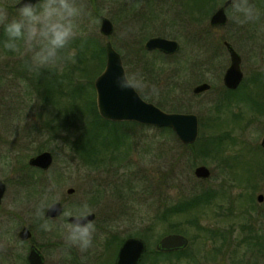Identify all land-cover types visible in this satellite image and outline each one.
Wrapping results in <instances>:
<instances>
[{
    "label": "rangeland",
    "instance_id": "374dc122",
    "mask_svg": "<svg viewBox=\"0 0 264 264\" xmlns=\"http://www.w3.org/2000/svg\"><path fill=\"white\" fill-rule=\"evenodd\" d=\"M17 2L0 0V7ZM223 2L215 0L208 16L201 13L200 17L194 14L199 6L196 1L189 4L188 0H97L99 8L88 3L77 22L78 34L96 36L103 44L112 41L130 74L140 75L144 68L151 70L144 73L147 77L143 81L148 88L140 93L150 96L151 87L155 86L157 100L152 103L157 105L161 101L168 112L197 114L206 125L216 123V131L205 127L203 137L200 124L198 140L203 142L211 132L224 136V150L219 158L208 157L206 162L194 159L192 151L181 145L175 132L138 123L120 126L122 145L106 156L110 158L107 164L95 168L85 164L68 144L67 136L74 138L75 133L59 128L55 137L49 136L46 118L54 117L55 110L50 114L29 81L12 70L15 61L26 56L22 54L23 48L14 56L0 50V179L8 186L0 204V264H25L29 246L18 237L23 226L32 230L33 240L46 256V264L94 262L95 252L104 249L106 230L124 239L145 229L148 218L157 211V182L161 183L162 179L169 180L164 181V190L173 204L199 191L220 192L203 209L201 218V224L220 231L215 240L204 241V232L190 224L183 225L187 233L181 234L190 240V253H197L200 247L201 264H239L252 234L260 244L253 252L248 251L247 256L264 264V202L257 201V196L264 194V153L255 147L261 145L264 136V107L253 103L246 106L247 99L255 100L254 94L264 97V0H249L254 9L252 20L238 23V14L231 7L227 25L214 28L210 17ZM6 9L9 20L17 16V12ZM102 17L110 18L114 24L111 37L100 31ZM157 35L179 41L180 51L174 56L150 53L155 65L138 62L135 50L129 47H136L139 37L145 43ZM224 40L231 42L242 56L244 79L236 90L224 84V74L231 63ZM61 62L62 69L65 64ZM205 81L212 85L211 89L194 94L193 88ZM170 83L176 87L169 86ZM176 96H180L186 110L171 111ZM220 103L228 106L219 114L215 106ZM62 119L61 116L57 122ZM237 139L249 141L248 147H240ZM41 148V152L53 153L54 162L48 171L39 172L30 167L29 159L41 153ZM199 165L211 169L210 178L195 175ZM27 177L34 178L28 186L22 179ZM69 188L74 193L69 194ZM41 200L45 201L46 209L51 203L62 201L65 211H75L87 203L96 214L93 246L86 252L66 247L60 225L69 223L68 217L47 219L44 213L52 230H41L44 221L34 217V205ZM161 235L156 230L150 236L149 247L156 249V244L166 236ZM218 247H222L223 253L210 254Z\"/></svg>",
    "mask_w": 264,
    "mask_h": 264
},
{
    "label": "trees",
    "instance_id": "16d2710c",
    "mask_svg": "<svg viewBox=\"0 0 264 264\" xmlns=\"http://www.w3.org/2000/svg\"><path fill=\"white\" fill-rule=\"evenodd\" d=\"M193 1H196L197 4L199 3L198 9L201 10L202 8L203 12L207 14H209L208 12L212 11L215 6V0H188L189 4H192ZM88 3L95 5L97 8V0H87L84 2V10L88 7ZM6 8L10 11L17 12L16 4H7ZM120 8L124 9L122 7ZM191 10L194 12V9ZM190 15L192 17L194 14L190 13ZM6 39L7 37L4 34V29L1 26L0 50H3V53L8 56L19 55L20 53L6 50L3 47ZM134 50H136V48ZM68 53L72 54V59L61 60L65 64V67L62 69L60 67L62 62L60 61L51 69L36 70L31 66L29 54L21 60L15 61L16 65L12 67V70L15 75L22 76L29 81L31 88L40 95L46 109L48 112L50 111V114H52L51 110H55L54 117L50 115L46 118L48 121L46 131L49 136L55 137L54 135L58 134L56 131H58L59 128L68 129L72 132L71 134L75 133L74 138H71V135L69 137L67 136L68 144L72 150L81 157L85 164L94 168L99 167L103 164H107V160L110 158L106 156L109 153L121 147L122 140L120 137L123 135L120 126H129L130 124L138 123L131 121H109L104 119L98 112L94 81L106 66V44L100 43L96 36L78 34L70 44L69 49L61 53V55L66 56ZM150 53L166 56L157 52V50L148 51L142 40L141 45L139 44V47H137L136 59H138V62H143L144 65H149L150 63L155 65V61L149 56ZM5 66L8 67L9 65L7 64ZM140 72L146 74V72H151V70L144 68ZM171 86L176 87V84H171ZM234 92L235 91H230L229 93ZM150 96H143L142 94L143 98L151 102L157 100V97H154L155 95ZM225 103L231 104V102ZM172 104L171 111H184L187 109L185 103H182L181 99L177 98V96L174 97ZM157 105L165 109L161 101H158ZM227 106L228 105L224 103H220L215 106V109L219 113L220 110H223V107ZM78 112L79 115L77 116ZM61 116L63 117L62 122H57ZM200 124L202 128V137L205 134V127H210L216 131V123L206 125L201 117ZM160 128L171 131L172 133L174 132L168 127ZM124 133L126 135L128 134L127 131H124ZM223 140V135L212 134L211 132L203 142L199 139L193 144L187 145L181 142V145L192 151L194 159H201L206 162L208 157L213 159L219 158V154L224 150ZM41 150L42 148L39 151L41 152ZM173 168L170 171L171 173L174 171ZM32 169L41 172L40 170ZM23 180L27 181V186L33 181V179ZM23 180H21V183L26 184ZM164 181L166 183L169 182L168 179H162L161 183L157 182V211L154 216L148 218L149 222L146 224L144 230L130 233L128 237L139 236L144 238L148 243L150 236L155 233L156 230L162 234L161 236L174 232L187 233L186 230L183 229V225L190 224L192 227H196L199 231L206 234L204 241L216 238L220 231L211 230L201 224V218L204 212L203 209L209 207L214 199L220 195V192L213 189L199 191L188 197H183L178 203L173 204V202L170 203L168 200L169 198L166 195V190H164L166 188ZM34 182L37 183L36 179ZM106 235L107 236L102 242L104 249L100 252H95L94 257L96 260L89 264H114L118 250L127 237L122 239L118 235L110 233L109 230H106ZM202 237L201 235V238ZM224 240H226L225 235ZM247 240V252H244V256L237 263L259 264L257 259L255 260L247 255L248 251L253 252L255 246H258L260 243L257 241V237L254 234L249 236ZM203 244H205V242H203ZM199 250L197 253H190L191 250L189 248L164 252L149 247L141 264H201L198 256ZM211 253L213 256L217 255V253H223L222 247L216 248L215 252H210V254ZM79 264L85 263L79 262Z\"/></svg>",
    "mask_w": 264,
    "mask_h": 264
},
{
    "label": "water",
    "instance_id": "95a60500",
    "mask_svg": "<svg viewBox=\"0 0 264 264\" xmlns=\"http://www.w3.org/2000/svg\"><path fill=\"white\" fill-rule=\"evenodd\" d=\"M38 0H32L37 3ZM226 3L211 18V25H225L227 23V14L225 12ZM16 7H19L18 2ZM104 36H111L114 33V24L108 17H102L100 28ZM231 56V63L228 67L224 83L230 89H236L241 84L244 73L242 71V57L229 42L225 43ZM145 47L147 50H160L168 55H173L180 49V43L174 39H168L162 36H155L147 40ZM124 61L121 53L114 47L111 41L106 42V66L94 81L96 90V104L99 114L109 121H135L142 124L155 125L157 127H168L174 130L180 141L184 144H192L198 140L200 122L197 114L168 112L158 105L145 100L140 93L134 90H122L117 85V77L122 76L125 70ZM211 88L208 82L197 85L194 88L195 93H203ZM264 146V138L262 141ZM54 162L53 153L50 151L41 152L30 158L31 166L40 167L48 170ZM195 175L198 178L208 179L211 177L212 171L207 165H199L195 168ZM7 185L0 179V202H2ZM73 188L68 189V193H74ZM258 201H264V195L258 196ZM50 209V210H49ZM64 211V204L56 201L50 205L47 210L48 217H58ZM96 214L93 212L88 220L95 221ZM74 218L69 217V222H73ZM19 236L27 239L31 236L28 227H24ZM189 245V238L180 233H171L164 236L156 245L159 251L170 252L184 250ZM148 251V243L142 237L132 236L126 238L121 244L114 264H141ZM31 264H43L45 262L44 255L37 247L31 249L29 255Z\"/></svg>",
    "mask_w": 264,
    "mask_h": 264
},
{
    "label": "clouds",
    "instance_id": "9594fccd",
    "mask_svg": "<svg viewBox=\"0 0 264 264\" xmlns=\"http://www.w3.org/2000/svg\"><path fill=\"white\" fill-rule=\"evenodd\" d=\"M17 16L9 20L5 7H0V26L4 29L7 39L3 47L6 50L29 55L31 66L36 70H47L55 67L61 60L72 59V54L62 56L78 35V20L84 13L82 0H18ZM234 13L238 14L237 22L246 23L254 18V9L249 0H231ZM117 85L122 90H134L137 93L145 91L148 85L138 73L130 74L127 69L122 76L117 77ZM151 94H158L155 86ZM46 199V198H45ZM46 203L41 200L34 205V217L44 222L40 229L46 232L52 230V225L44 219ZM50 210V209H49ZM93 210L84 203L75 211H62V216L74 218L73 222L61 224L64 242L67 248L76 247L86 252L93 246V236L96 232L93 220L88 217Z\"/></svg>",
    "mask_w": 264,
    "mask_h": 264
},
{
    "label": "flooded vegetation",
    "instance_id": "af4514ba",
    "mask_svg": "<svg viewBox=\"0 0 264 264\" xmlns=\"http://www.w3.org/2000/svg\"><path fill=\"white\" fill-rule=\"evenodd\" d=\"M228 1H230V3L228 4V6H226V8H225V12H226V14H227V18H228V20H227V23L229 22V13H228V11H229V9L232 7L231 6V0H224V2H223V4L212 14V16L221 8V7H224L225 5H226V3L228 2ZM196 8H199V6H197ZM197 12V13H196ZM204 13L203 12V9L201 8V10H195V13L194 14H196V16H202V14ZM188 15H189V13H188ZM204 15H206V16H208V14H203V16ZM212 16L210 17V21H211V18H212ZM193 18L195 17V15H193L192 16ZM227 23L225 24V25H218V26H213V25H211V22H210V25L212 26V27H214V28H218V27H224V26H226L227 25ZM112 36V35H111ZM157 36H161V35H157ZM152 37H155V36H152ZM152 37H150V38H152ZM163 37V36H162ZM140 38V41H139V43H137L136 44V47H133V48H130L129 47V49L130 50H134L135 48H136V50H135V52L137 51V47H139V44L141 45V42H142V38L141 37H139ZM150 38H148V39H150ZM166 38V37H165ZM147 39V40H148ZM169 39V38H168ZM147 40H146V42H147ZM175 40V39H174ZM146 42L144 43V46H145V44H146ZM179 42V41H178ZM226 42H229L228 40H224V46L226 47V49L228 50V48H227V46H226ZM113 43V42H112ZM229 43H231V42H229ZM232 44V43H231ZM114 45V44H113ZM233 45V44H232ZM233 47H234V45H233ZM146 48V47H145ZM235 48V47H234ZM180 49H181V45H180ZM180 49H179V51H180ZM236 49V48H235ZM148 51H151V50H148ZM152 51H155V50H152ZM178 51V52H179ZM237 51V50H236ZM157 52H160V53H162V54H164V55H166V56H174V55H176L178 52H176L175 54H173V55H168V54H166V53H164V52H161L160 50H157ZM228 52H229V50H228ZM238 52V51H237ZM239 53V52H238ZM229 54H230V52H229ZM240 54V53H239ZM122 55V54H121ZM241 55V54H240ZM242 57V56H241ZM230 58H231V56H230ZM124 61V60H123ZM228 69V68H227ZM227 71V70H226ZM243 71V70H242ZM170 72H172V71H170ZM226 73V72H225ZM244 73V72H243ZM140 76L144 79L145 77H147L145 74H142V73H140ZM224 76H225V74H224ZM243 79H244V77H243ZM243 81V80H242ZM206 82V81H205ZM205 82H202V83H205ZM255 82V81H254ZM202 83H200V84H202ZM242 83V82H241ZM171 84H173V83H170L169 84V86H171ZM225 84V83H224ZM199 85V84H198ZM255 85V84H254ZM197 86V85H196ZM195 86V87H196ZM226 86V85H225ZM240 86V85H239ZM194 87V88H195ZM211 87H212V85H211ZM227 87V86H226ZM194 88H193V92H194ZM228 88V87H227ZM239 88V87H238ZM238 88H236V89H238ZM211 89V88H210ZM209 89V90H210ZM228 89H230V88H228ZM236 89H231V90H236ZM208 90V91H209ZM194 94H198V93H195L194 92ZM140 95L142 96V94L140 93ZM255 100H251V99H247V102H248V104L246 105V106H249L250 104H255L256 106H258V107H264V97H261V96H255V94L252 96ZM177 98H180V96H177ZM242 98V97H241ZM181 99V98H180ZM147 100V99H146ZM242 100V99H241ZM147 101H149V100H147ZM184 101H185V99H184ZM244 102V101H243ZM261 104V105H260ZM261 110V109H260ZM262 111V110H261ZM260 111V112H261ZM247 115V114H246ZM263 138H264V136H263ZM263 138H262V141H263ZM240 141V147L241 146H245V147H248L247 145H249L248 143H249V141L248 142H246L245 140H243V139H237L236 140V142H239ZM262 141H261V145L260 146H258V145H255V147H258L263 153H264V146L262 145ZM30 160V159H29ZM30 165V164H29ZM30 167H32V168H34V169H37V170H40V171H48V170H44V169H42V168H40V167H35V166H31L30 165ZM21 179V178H20ZM22 179H25V178H22ZM27 179H34L33 177H27ZM4 181V180H3ZM5 182V181H4ZM6 183V182H5ZM6 185H7V183H6ZM7 188H8V186H7ZM7 188H6V191H7ZM5 194H6V192H5ZM260 194H263V193H260ZM259 194V195H260ZM258 195V196H259ZM264 195V194H263ZM258 196H257V201H258ZM4 197H5V195H4ZM3 200H4V198H3ZM3 200H2V202H3ZM2 202H0V204L2 203ZM56 202V201H55ZM62 202V201H61ZM259 202V201H258ZM264 202V201H263ZM54 203V202H53ZM53 203H51V204H53ZM63 204H64V202H62ZM260 203H262V202H260ZM50 204V205H51ZM50 207V206H49ZM48 207V208H49ZM48 208L46 209V212H45V215H46V217H47V219L49 218V219H57V218H59V217H61L62 216V214L60 215V216H58V217H48L47 216V210H48ZM64 211H65V205H64ZM67 221L69 222V217L67 218ZM70 223V222H69ZM25 226H23V228H24ZM26 227H28V226H26ZM22 228V229H23ZM29 228V227H28ZM21 229V230H22ZM21 230H20V232H21ZM29 230L31 231V236L29 237V238H27V239H22L20 236H19V234H20V232L18 233V237H19V239L20 240H22V241H24V242H27L28 243V246H29V252H28V254H27V256H26V260L24 261L23 260V262L25 263V264H31V261H30V259H29V255H30V253H31V249L33 248V247H37L39 250H40V252L44 255V257H45V262L43 263V264H46V256H45V254L43 253V251H42V249L36 244V242L33 240V232H32V230L29 228Z\"/></svg>",
    "mask_w": 264,
    "mask_h": 264
}]
</instances>
